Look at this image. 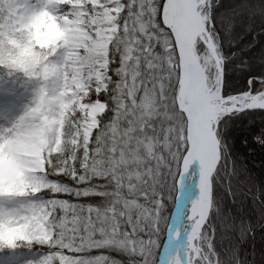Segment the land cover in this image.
<instances>
[{"label":"snow or ice","instance_id":"snow-or-ice-1","mask_svg":"<svg viewBox=\"0 0 264 264\" xmlns=\"http://www.w3.org/2000/svg\"><path fill=\"white\" fill-rule=\"evenodd\" d=\"M0 264H264V0H0Z\"/></svg>","mask_w":264,"mask_h":264}]
</instances>
